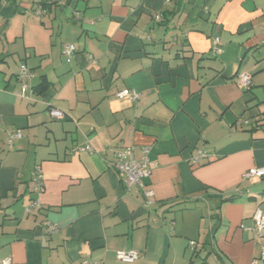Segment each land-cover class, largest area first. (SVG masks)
I'll list each match as a JSON object with an SVG mask.
<instances>
[{
    "label": "crops",
    "instance_id": "1",
    "mask_svg": "<svg viewBox=\"0 0 264 264\" xmlns=\"http://www.w3.org/2000/svg\"><path fill=\"white\" fill-rule=\"evenodd\" d=\"M125 147L154 162L150 196L113 169ZM251 167H264V0H0V261L264 264V235L240 227L264 214ZM129 249L133 263L116 258Z\"/></svg>",
    "mask_w": 264,
    "mask_h": 264
},
{
    "label": "built area",
    "instance_id": "2",
    "mask_svg": "<svg viewBox=\"0 0 264 264\" xmlns=\"http://www.w3.org/2000/svg\"><path fill=\"white\" fill-rule=\"evenodd\" d=\"M219 45V38L215 37L213 40L212 51L214 54H220L221 49ZM75 47L72 44L64 46L62 52L70 57L73 55ZM20 76H29V72L25 64L19 65ZM238 84L243 88H248L251 84L250 75L246 72H240L236 78ZM27 84L24 82L21 85V90L18 92L19 96H23ZM119 98H128L130 100H137L140 97V93L133 89H123L116 93ZM50 117L53 119H60L64 116V113L57 108L50 107L48 109ZM20 131L8 132L6 141L11 143L13 138L20 137ZM89 144L79 147L77 150H88ZM208 157V153L202 149L192 157V162L196 163L201 159ZM154 166V162L150 161L147 156V151L143 150V154L137 157L130 147L122 148L117 151L114 160L112 161L113 169L121 175V183L130 189L132 186H136L143 195L150 196L152 193L150 190L145 189V183L143 179L150 175V172ZM242 177H264V167H251L242 174ZM33 191L39 193L42 189V172L41 169L36 166L31 175ZM40 208V202L38 199L31 200L25 207L26 212L38 210ZM241 228L252 231L257 237H263L264 235V214L260 208H256L250 218V224H241ZM55 229V227H51ZM193 243V242H192ZM261 255L264 256V241L260 245ZM138 257V251L134 249L121 250L116 252V258L122 262L133 263ZM0 264H11V258L7 257L0 261ZM85 264H97L87 262ZM255 264V261L252 262Z\"/></svg>",
    "mask_w": 264,
    "mask_h": 264
},
{
    "label": "trees",
    "instance_id": "3",
    "mask_svg": "<svg viewBox=\"0 0 264 264\" xmlns=\"http://www.w3.org/2000/svg\"><path fill=\"white\" fill-rule=\"evenodd\" d=\"M12 2H13V0H11ZM40 3H42V4H44L43 3V1H40ZM212 50V49H211ZM44 84H46V82H45V80H44V78L42 79V82L37 86L38 87V89H39V91H40V93H42V91L45 89V85ZM251 85V84H250ZM250 88V86L248 87V88H246V89H249ZM32 181V180H31ZM232 199V197H229V198H226V199H222L221 201H227V200H231ZM194 199H186V200H183V201H181L182 203H184V202H186V201H189V202H192Z\"/></svg>",
    "mask_w": 264,
    "mask_h": 264
},
{
    "label": "rangeland",
    "instance_id": "4",
    "mask_svg": "<svg viewBox=\"0 0 264 264\" xmlns=\"http://www.w3.org/2000/svg\"><path fill=\"white\" fill-rule=\"evenodd\" d=\"M61 10H63V9H61ZM58 11V10H57ZM32 15H33V17H38L39 19L41 18L39 15H36V14H33V13H31ZM240 72H242V71H240ZM239 72V73H240ZM243 127L245 128V127H247L248 128V126L247 125H243Z\"/></svg>",
    "mask_w": 264,
    "mask_h": 264
}]
</instances>
